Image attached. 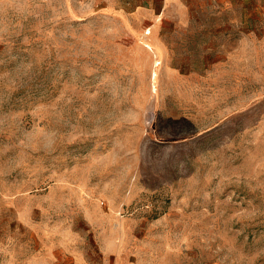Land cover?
<instances>
[{
  "label": "rangeland",
  "instance_id": "1",
  "mask_svg": "<svg viewBox=\"0 0 264 264\" xmlns=\"http://www.w3.org/2000/svg\"><path fill=\"white\" fill-rule=\"evenodd\" d=\"M0 264H264V0H0Z\"/></svg>",
  "mask_w": 264,
  "mask_h": 264
}]
</instances>
